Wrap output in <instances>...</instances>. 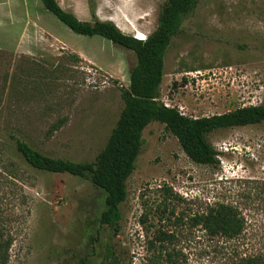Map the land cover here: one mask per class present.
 Segmentation results:
<instances>
[{
    "label": "rangeland",
    "instance_id": "rangeland-1",
    "mask_svg": "<svg viewBox=\"0 0 264 264\" xmlns=\"http://www.w3.org/2000/svg\"><path fill=\"white\" fill-rule=\"evenodd\" d=\"M166 1L57 0L83 22H92L94 6L99 20L139 40L156 30ZM28 11L42 16L46 30L28 26L22 10L14 21L0 11L2 210L9 213L14 196L9 164L18 169L25 196L15 210L20 221L9 264H244L253 258L264 264V123L211 133L217 166L194 164L163 124L149 125L117 232L100 225L102 190L86 179L35 170L20 157L14 138L54 159L93 162L124 108L121 89L129 88L137 64L132 51L74 34L40 0H29ZM160 100L192 118L264 106V0H198L166 51ZM218 205L244 220L238 237H212L196 223Z\"/></svg>",
    "mask_w": 264,
    "mask_h": 264
},
{
    "label": "trees",
    "instance_id": "trees-1",
    "mask_svg": "<svg viewBox=\"0 0 264 264\" xmlns=\"http://www.w3.org/2000/svg\"><path fill=\"white\" fill-rule=\"evenodd\" d=\"M46 11L55 16L74 34L99 36L115 46L132 51L137 58L130 72L129 88L121 89L124 108L112 129L104 149L90 163L54 159L35 150L28 143L15 139L16 152L33 169L52 174H67L89 180L105 193V210L100 225L119 230L122 220L120 206L127 200V182L135 171L141 153L143 134L152 123L165 126L179 142L185 155L196 165L217 166L219 154L208 140L218 130L247 127L264 123V106H248L212 117L192 118L177 108L167 107L160 100L164 77V59L172 40L181 30L185 18L197 8L198 0H167L162 6L156 30L145 40L124 34L113 22L98 19L94 6L90 7L92 22L80 21L73 13L63 10L57 0H40ZM77 62L81 58L72 55ZM59 129V126H55ZM7 180L13 187L9 213L2 210L0 198V264H9L11 249L16 241V224L20 217L15 210L19 198L25 197L18 181L19 171L9 164ZM210 236L229 239L238 237L245 222L230 206L218 205L195 220ZM244 264H263L250 259Z\"/></svg>",
    "mask_w": 264,
    "mask_h": 264
},
{
    "label": "crops",
    "instance_id": "crops-1",
    "mask_svg": "<svg viewBox=\"0 0 264 264\" xmlns=\"http://www.w3.org/2000/svg\"><path fill=\"white\" fill-rule=\"evenodd\" d=\"M3 1L5 2V0H3ZM3 1H0V11L2 8H4V11L6 12V14L4 16H8L11 19V21L16 20L15 10H22V12H23L22 20H25L28 22L30 21V24L28 26L31 27V24L32 25L37 24V26L39 27L37 29L46 30V27L44 26V24L41 23L42 16L40 14H37V12L35 14L29 13V11H28L29 0H10L11 4L9 6H5V5L1 6V5H3ZM35 5H38V6H36L34 8L36 10H39V12H41V8H40L39 4L35 3ZM36 15H39V17H37ZM33 29L34 28H32V30Z\"/></svg>",
    "mask_w": 264,
    "mask_h": 264
}]
</instances>
